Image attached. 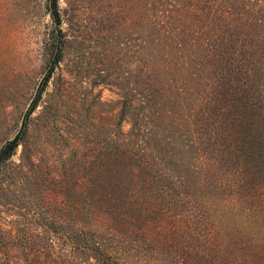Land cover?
<instances>
[{"label":"rangeland","instance_id":"obj_1","mask_svg":"<svg viewBox=\"0 0 264 264\" xmlns=\"http://www.w3.org/2000/svg\"><path fill=\"white\" fill-rule=\"evenodd\" d=\"M150 1L56 0V24L49 0H0V147L18 133L0 162V264H39L40 229L54 240L72 225L135 137L186 175L182 193L92 217L103 251L123 264H264V176L242 184L214 152L231 104L264 111V65L246 73L175 45L144 15Z\"/></svg>","mask_w":264,"mask_h":264},{"label":"trees","instance_id":"obj_2","mask_svg":"<svg viewBox=\"0 0 264 264\" xmlns=\"http://www.w3.org/2000/svg\"><path fill=\"white\" fill-rule=\"evenodd\" d=\"M192 2H195L194 9ZM49 3V13L58 24L56 0H49ZM144 15L158 32L167 33L175 45L200 51L197 57L202 58L215 50L219 60L228 62L231 59L246 73L250 66L264 65V0H151ZM225 54L230 59H226ZM58 57L55 52L29 110ZM149 97V94H141L140 98L145 117L153 114ZM231 105L229 113L217 120L215 157L217 162L221 161V170L225 166L228 176L247 184L253 178L264 176V111L242 103ZM17 137L18 133L0 147V162L11 153ZM124 144L119 150L118 161L109 166L110 173L102 179V186L91 191L88 209L74 208L72 225L56 228L54 240L45 238L46 229H40L39 264H123L100 248L96 239L99 229L94 227L91 218L103 213L113 218L116 207L122 203L132 205L133 197L139 193L165 197L168 192L174 198L182 193L180 186L186 175L177 172L169 161L161 162L156 155L155 161L148 157L142 137L127 139ZM170 162L174 164L175 161ZM191 165L194 167V162ZM46 227L47 230L55 229Z\"/></svg>","mask_w":264,"mask_h":264}]
</instances>
